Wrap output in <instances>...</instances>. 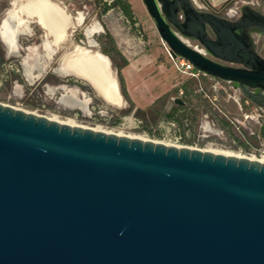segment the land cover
I'll return each instance as SVG.
<instances>
[{"label":"water","instance_id":"obj_1","mask_svg":"<svg viewBox=\"0 0 264 264\" xmlns=\"http://www.w3.org/2000/svg\"><path fill=\"white\" fill-rule=\"evenodd\" d=\"M142 2L172 58L264 113V10L243 3L229 18L195 0ZM0 264H264V161L0 102Z\"/></svg>","mask_w":264,"mask_h":264},{"label":"rangeland","instance_id":"obj_2","mask_svg":"<svg viewBox=\"0 0 264 264\" xmlns=\"http://www.w3.org/2000/svg\"><path fill=\"white\" fill-rule=\"evenodd\" d=\"M55 2L65 9L61 7L65 13H69L72 24L63 30L60 28V23L55 20L52 23L53 29L47 30L48 39L55 40L58 36L56 40H59L48 41L55 48V52L48 60H46V51L42 48V43L45 42L42 39L45 38L46 30L40 28L36 22L31 24V34L20 35L18 54L7 57H2L0 54L1 103L59 120H70L82 126L99 127L154 141L229 151L252 158L264 156V130H260V125L264 123V113L258 111L261 114L258 118L251 116L257 111H254L255 106L247 100L244 102L241 92L232 84L212 86L209 80H202L203 91L199 90L196 78H190L189 74L175 66L168 52L169 47L161 40L147 15L144 17L149 26L145 27L142 22L136 26L140 30L137 34L143 40L139 45L143 50L147 49L143 52L145 55L151 54L149 56L152 60H156V64L166 67L165 73H161V70L153 73L151 71L150 78L148 74L145 77L149 78L146 82L153 85V95H160L159 100L156 101V98L154 102L157 107L163 105V111H167L172 104H175L174 96L183 99V90L179 89L177 85L180 84H177L170 89L165 88L166 92L162 93L164 92L162 84L168 82L170 78L180 81L179 83L186 79L190 80L189 88L200 95L198 99L191 98L190 108L193 111L190 115L194 117V121L185 120L179 115L183 124L176 123L175 126H171L166 122L168 120L166 117L158 116L148 108L136 111L135 102L142 96L143 78L136 79L130 88L133 90V94L130 95L134 98V105L123 93L121 104L114 105L106 102L84 78L83 81L78 78L80 76L63 73L65 65L81 64L84 55H91L95 51L92 49L101 50L103 45L114 40H111L106 28L100 31L99 26H102L101 23L104 25V22L101 17L102 6L98 0H55ZM134 6L137 14H143L137 3H134ZM39 7L42 13V9L50 10L44 6L39 5ZM255 7L264 10V0H256ZM81 15L83 19L78 22L77 18ZM110 16L117 15L112 11ZM118 25L122 26V23L118 22ZM88 29L92 32L88 33ZM90 39L95 41H88ZM259 41L264 42V37ZM91 42H96V45H89ZM46 44L44 43V46L48 47ZM32 46L37 47V55L29 49ZM259 52L264 55V45H259ZM64 53H66L65 61L61 62ZM107 56L111 62L117 64L123 61L122 54ZM139 56L140 54H135V58ZM112 69L115 70L113 66ZM67 71L71 72L69 68ZM238 102L242 105V110Z\"/></svg>","mask_w":264,"mask_h":264},{"label":"crops","instance_id":"obj_3","mask_svg":"<svg viewBox=\"0 0 264 264\" xmlns=\"http://www.w3.org/2000/svg\"><path fill=\"white\" fill-rule=\"evenodd\" d=\"M48 1L51 2L52 4L62 7L59 3L55 2V0H48ZM127 1L131 5V8L134 13V17L136 21L138 22V24L142 22V24H144L145 27H148L149 23L144 16L147 15V17L150 19L151 17L148 15L142 0H127ZM255 1L256 0H195V3L197 7L201 9L214 10L217 13L225 15L229 18H235L239 14V7L243 3H252V5H254L255 7ZM134 3H137V6L141 9V12L143 14H137ZM0 5H1L0 6V54L2 55V57L14 56L16 53L18 54V52L20 51V45H19V40H18L20 35L31 34L32 32L31 24L33 22H36V24L40 28H43L46 30L47 34L45 33L44 34L45 38L42 39V41H45L42 43L43 44L42 48L44 49V51H46V60L50 59L53 53L55 52V48L51 46L52 44H50L48 41H59V40H56L58 36H56L55 40L48 39L47 30H50V29H46L42 25V23L39 22L38 17H37L38 14H36V12L40 9L38 5V0H0ZM42 11L44 15L46 16V19L50 22V26L52 27L51 28L52 30L53 21L57 20L59 22V20L56 18V16L52 14V11L50 12V10H43V9ZM112 11H114L117 16H110ZM101 17H103L102 20L104 22V25L101 23L102 26H99L100 31H104L105 30L104 28L107 29V31L113 38L114 40L113 42L115 43L118 51L120 52V54H122L123 58L125 59V64L121 66L120 73L123 77L125 90H126V93H127V96L130 102L132 103V105H134V101H133L134 98L131 96L133 94V90H131L130 88L133 86L136 79L138 80L139 77L143 78L144 81H143V86H142V91H141L142 96L138 100H136L135 108L136 109H141V108L149 109L150 106L153 105L155 99L158 98L160 95L159 94H157L156 96L153 95V92H154V90L152 89L153 85H151L149 82H146V80L150 78L151 71L153 73L154 71L160 72L161 70V73H165L166 67H164V65L161 66L159 64H156V60L154 61L152 60V58H150L149 55L151 54L148 53L147 54L148 56L145 55L143 51H146L147 49L143 50V47L139 45L140 42H142L143 40L137 34L138 29L135 23H130L129 20L124 16V14L121 12V10L118 7L109 8L105 13H101ZM81 18L83 19L82 15H81ZM81 21H78V22H81ZM118 22L122 23V26L118 25ZM152 23L154 25L153 20H152ZM87 32L90 33L92 32V30L88 29ZM88 41H95V40L90 39ZM44 43H47L46 45L48 47H45ZM89 45L94 46L96 45V42H91ZM29 49L35 52V54L37 55L36 46H32ZM92 50H99V49H92ZM99 51L101 53H105L102 51V49ZM65 54L66 53H64L62 56L61 62L65 61V58H64ZM135 54H140V56L138 58H135ZM107 58L109 62V67L112 70L113 75L116 74L115 75L116 86L120 94L122 95V91H121V87H120V83L118 79V74H117V68L113 65V62L110 61L108 56ZM111 65L115 68L114 71ZM62 72L65 74H71V75L76 76L75 74L68 72V71L67 72L62 71ZM147 74L149 77L148 79L145 78ZM190 76H191L190 78H196L197 86L198 88H200L199 90H202V91H203L202 80H209L212 86L223 84V83L231 84V82L223 81V80H220V79H217V78L211 77L210 75H205V74H202V76H200L199 74L190 75ZM78 78L84 81L83 78L81 77H78ZM174 80L175 79L170 78L168 79V82H165L162 84L163 85L162 89H164V92L162 93H165L167 89H170L171 87L177 84L181 85L185 82V81H182L181 83H179L180 81H174ZM180 85H177L179 89H181L179 87ZM95 92L98 93V90H95ZM244 100H245L244 102H246L245 98ZM238 106L242 110V105L239 102H238ZM254 108H255L254 111L255 110L257 111H255V114L251 116L253 117L255 116L256 118H258L259 110L256 109V107Z\"/></svg>","mask_w":264,"mask_h":264},{"label":"bare ground","instance_id":"obj_4","mask_svg":"<svg viewBox=\"0 0 264 264\" xmlns=\"http://www.w3.org/2000/svg\"><path fill=\"white\" fill-rule=\"evenodd\" d=\"M38 5L40 6H44L47 7V9H50V12L52 11V14L54 16H57V19L60 22V28L65 30L67 26H70V24H72L70 22V15L69 13H65L64 10L55 5L52 4L51 2H49L48 0H38ZM46 9V8H45ZM34 12V11H33ZM32 13V11H31ZM36 14H38V20L40 23H42V25L46 28V29H51L50 26V22L46 19V16L43 15V13L41 11H37ZM78 21L81 20V17L78 16L77 18ZM83 62L81 64H76L74 66L71 65H65L63 68L65 69V71L68 70V68L70 69L71 72H73L75 75L80 76L81 78H84L86 81H88V83H90V85L95 89H99L98 91H103L106 92V96L112 100H106V102L111 103L116 105V102L114 101V98H116V90H115V80H114V76L111 72V69L109 67V62H108V58L105 54L101 53L98 50H95L91 55H84L83 57ZM82 75H84L85 77H83ZM96 82H99L98 85H101L100 87L96 88ZM98 94L101 96V94L98 92ZM50 119H55L57 121L60 122H64V123H68L71 125H77L72 123L70 120L69 121H65V120H59L56 119L54 117H49ZM93 129H100L99 127H92ZM103 130V129H101ZM107 131V130H105ZM120 134V133H117ZM129 136H133V135H129ZM135 137H139L141 139H148V138H144L142 136H135ZM203 150H210L213 152H219V153H223L226 155H236V156H241L235 153H231L229 151H223V150H217V149H203ZM252 158V157H249ZM254 158V157H253ZM256 159L260 160V161H264V156H261L259 158L256 157Z\"/></svg>","mask_w":264,"mask_h":264},{"label":"trees","instance_id":"obj_5","mask_svg":"<svg viewBox=\"0 0 264 264\" xmlns=\"http://www.w3.org/2000/svg\"><path fill=\"white\" fill-rule=\"evenodd\" d=\"M98 1L101 3L102 6L101 13H105L111 7H118L121 10V12L124 14V16L129 20L130 23H134L136 21L131 5L127 0H111L109 3L108 0H98ZM110 38L111 40H113L111 36ZM107 43H108L107 45L105 46L103 45L101 47L103 52H105L108 55L113 54L116 56H121L120 52L116 49V46L114 45L113 41H109ZM124 64H125L124 58L123 61L119 64L113 62V65L117 68V74H118L121 91L124 95L127 96L124 86V80L120 73V68ZM199 75L202 76L201 73H199ZM189 84H190V80H187L179 86L183 90V100L185 101L184 105L172 104L167 111H163V107H162L163 105L161 107H157L156 103L154 102L153 105L150 106L149 110L158 116L163 115L164 117H166V119L175 121L178 125L183 124L182 120L179 118V115H181L182 118L185 120L194 121V117L190 115L193 111L190 108L191 98L193 97L195 99H198L200 95L198 93H194V91L189 88ZM158 100L159 98L156 99V101ZM139 110L141 109H136V111Z\"/></svg>","mask_w":264,"mask_h":264},{"label":"built area","instance_id":"obj_6","mask_svg":"<svg viewBox=\"0 0 264 264\" xmlns=\"http://www.w3.org/2000/svg\"><path fill=\"white\" fill-rule=\"evenodd\" d=\"M111 0H108V2H110ZM135 23V25L137 26L138 25V22L137 21H135L134 22ZM137 32L138 33H140V30H137ZM168 52H169V50H168ZM172 58V57H171ZM172 60L174 61V64H175V66L179 69V70H181L182 72H185V73H187V74H189V75H196V73H193L192 71H191V69H192V65H191V63H189L187 60H185V59H182V58H172ZM169 125H171V126H175L176 125V122L175 121H173V120H170V119H168L167 121H166Z\"/></svg>","mask_w":264,"mask_h":264},{"label":"flooded vegetation","instance_id":"obj_7","mask_svg":"<svg viewBox=\"0 0 264 264\" xmlns=\"http://www.w3.org/2000/svg\"><path fill=\"white\" fill-rule=\"evenodd\" d=\"M255 8H256V7H255ZM256 9H257V8H256ZM258 10H261V9H258ZM261 37H264V35H259L258 38H257V40L255 41L256 50H257V52H258L259 54H261V53L259 52V45H264V42L259 41ZM262 56H264V55H262ZM260 116H261V114H260Z\"/></svg>","mask_w":264,"mask_h":264}]
</instances>
